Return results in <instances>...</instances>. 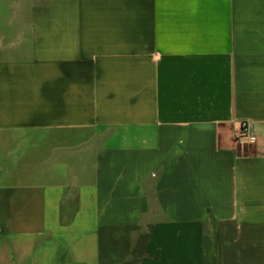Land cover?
<instances>
[{
	"label": "crops",
	"instance_id": "0c3cea01",
	"mask_svg": "<svg viewBox=\"0 0 264 264\" xmlns=\"http://www.w3.org/2000/svg\"><path fill=\"white\" fill-rule=\"evenodd\" d=\"M0 264H264V0H0Z\"/></svg>",
	"mask_w": 264,
	"mask_h": 264
},
{
	"label": "built area",
	"instance_id": "2783aa9c",
	"mask_svg": "<svg viewBox=\"0 0 264 264\" xmlns=\"http://www.w3.org/2000/svg\"><path fill=\"white\" fill-rule=\"evenodd\" d=\"M236 141L240 144H252L255 142V137L248 132V124L242 123L241 128L236 134Z\"/></svg>",
	"mask_w": 264,
	"mask_h": 264
}]
</instances>
